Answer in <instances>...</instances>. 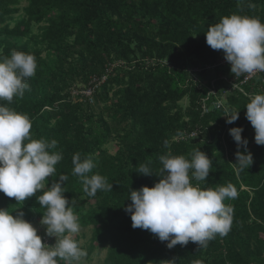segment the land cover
Segmentation results:
<instances>
[{
    "label": "trees",
    "instance_id": "trees-1",
    "mask_svg": "<svg viewBox=\"0 0 264 264\" xmlns=\"http://www.w3.org/2000/svg\"><path fill=\"white\" fill-rule=\"evenodd\" d=\"M231 14L264 22V0H0V58L16 50L37 63L23 98L0 104L29 117L33 139L58 142L54 151L63 159L45 190L59 174L68 176L64 195L74 201L79 226L91 230L88 251L106 252L102 264H264V145L256 144L245 107L264 94V75L233 89L231 66L220 65L223 50L206 43L208 27ZM94 77L105 80L92 102L73 94ZM235 112L239 118L227 123ZM235 127L243 128L253 155L244 171L235 164ZM198 149L212 164L207 181L192 183L236 188L237 197L224 201L233 208L232 225L207 248L189 242L169 249L150 231L134 229L125 207L130 190L159 182L161 155L190 159ZM76 153L92 157L89 175L106 177L111 191H83L72 175ZM139 164L153 174L137 173ZM40 194L23 204L0 192V209L41 221Z\"/></svg>",
    "mask_w": 264,
    "mask_h": 264
},
{
    "label": "clouds",
    "instance_id": "clouds-1",
    "mask_svg": "<svg viewBox=\"0 0 264 264\" xmlns=\"http://www.w3.org/2000/svg\"><path fill=\"white\" fill-rule=\"evenodd\" d=\"M206 43L213 50H223L231 73L245 79L264 72V22L259 18L231 14L208 27ZM37 63L34 55L13 50L9 56L0 58V101L11 103L23 98L29 89L28 78L35 75ZM246 119L255 130V142L264 145V94H255L245 105ZM228 116L232 124L239 112ZM31 121L26 114L0 104V192L17 203L33 197L38 191L37 202L41 212L40 224L48 237H55L54 246L43 242L38 229L24 219V213L14 216L8 209H0V264H78L86 252L75 239L80 231L78 217L74 214V201L66 198L65 174H59L45 190V181L56 174V165L63 159L62 153L54 151L58 142L33 139ZM243 128L229 130L237 144L236 165L239 171L249 169L253 155L247 150L248 140L242 137ZM165 147L168 141H164ZM244 148V151H239ZM161 177L154 187L143 186L130 190L131 204L125 211L131 214L132 227L150 231L161 242H168L169 249L177 244H198L207 248L217 235L226 236L232 225L233 208L226 199L237 197L231 184L215 188H202L192 181H207L212 161L200 149L188 159L184 155H161ZM72 175L79 177L83 191L94 197L99 190L111 191L113 184L100 174L91 173L95 167L92 157L81 160L74 154ZM137 173L149 176L153 172L147 164H139ZM174 264V260H173ZM193 264H202L194 261Z\"/></svg>",
    "mask_w": 264,
    "mask_h": 264
},
{
    "label": "rangeland",
    "instance_id": "rangeland-1",
    "mask_svg": "<svg viewBox=\"0 0 264 264\" xmlns=\"http://www.w3.org/2000/svg\"><path fill=\"white\" fill-rule=\"evenodd\" d=\"M22 15H23L22 12L19 15H16L15 20L18 18H21ZM12 26H13V23H12ZM225 61L226 60H224L223 62H225ZM111 150H112V152L114 151V149H111ZM30 223H32L33 226L38 229V235L44 236V238H45L44 243H46L50 246H54L53 242H54V240H56V238L55 237H48L46 235V229L44 226H42L40 224V221H34V222H30ZM90 234H91L90 229H83L80 227V231L75 237V239H78V243H79L80 248L86 252V255L81 258V260L78 262V264H102V262L106 256V252H99V250H95L92 252L88 251Z\"/></svg>",
    "mask_w": 264,
    "mask_h": 264
},
{
    "label": "built area",
    "instance_id": "built-area-1",
    "mask_svg": "<svg viewBox=\"0 0 264 264\" xmlns=\"http://www.w3.org/2000/svg\"><path fill=\"white\" fill-rule=\"evenodd\" d=\"M224 60H226V59H223V60L220 62V65H221V66H228V67L231 66V65L229 64V62H227V61L223 62ZM246 75H247V74H244V75H242V76L239 77V78H237L236 76H234V77L230 80V85L233 87V89H238L239 86H241V85L247 84V83L251 82L252 80H254V79H256V78H261V77H263L264 72L256 73L255 75L250 76V77H248L247 79H245V76H246ZM240 78H242V80L239 82V79H240ZM104 80H105V77L102 78V79H99V78L94 77V78L91 80L90 84H89L87 87H84L81 91L75 90V91L73 92V94H74L75 96L83 95V96H85L87 99H89V100L92 102V98H93V95H94L95 91L97 90L99 84H100L102 81H104ZM263 80H264V78H263ZM211 94L214 95V94H215V91H212ZM214 105H215V107H218L220 104H219V102H218V103H215ZM204 111H205V113H207L209 110L204 106ZM195 135H196V134H193V136H195Z\"/></svg>",
    "mask_w": 264,
    "mask_h": 264
}]
</instances>
